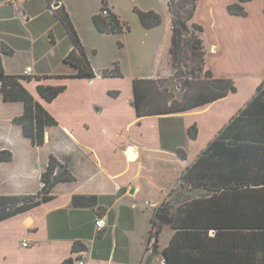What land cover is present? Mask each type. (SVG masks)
Returning <instances> with one entry per match:
<instances>
[{
	"label": "crops",
	"instance_id": "obj_1",
	"mask_svg": "<svg viewBox=\"0 0 264 264\" xmlns=\"http://www.w3.org/2000/svg\"><path fill=\"white\" fill-rule=\"evenodd\" d=\"M106 1L111 11L129 24L119 12L118 0ZM237 1L199 0L195 14V21L204 27L205 68L214 78L232 79L237 90L193 111L139 117L133 105L134 80L158 78L170 70L167 62L166 67L161 66L167 60L165 50L170 47L171 14L166 29L161 26L163 16L162 23L151 28L141 21V25L135 24L139 36L133 38V43L141 50L147 48L146 40L154 43L156 60L150 72L137 73L132 65L130 74L122 66V76H102V71L111 67L96 68L92 55L97 49L90 36L75 26L97 76L60 78L55 76L77 72L65 61L74 45L54 14L55 9L64 6L73 21L68 0H0V55L5 70L8 74L29 75L25 71L31 67L32 80L21 82L57 120V124L46 128L45 143L34 145L23 134L22 126L13 121L24 113V103L5 101L0 82V151L12 152L11 160L0 161V194L40 191L42 174L52 155L74 175V180L53 186L50 200L0 221V264H64L67 260L76 264L78 258L86 264H142L147 260L148 251L152 253V248L147 250L151 213L172 198L182 171L246 108L264 83V0L241 2L246 15L229 12V4ZM149 10L158 11L154 6ZM99 13L82 8L86 22ZM131 29L117 33L123 35L128 46ZM57 32L64 42L59 48ZM6 47L13 53H6ZM19 51L43 57L50 54L49 71L37 68L36 63L15 65L12 56ZM58 60L65 69L56 68ZM44 75L51 77L37 79ZM41 84L66 88L47 101L38 91ZM111 91L118 94L112 95ZM194 124L198 135L191 138L189 128ZM185 133L186 143L194 149L192 154L178 143L177 137ZM51 142L56 146L47 148ZM179 149L185 150L187 159L180 156ZM174 162L181 168L164 188V179ZM132 188L134 193L130 192ZM98 218L105 221L102 230L96 227ZM161 235L160 249L167 246L161 244ZM76 243L84 248L74 251ZM159 259L163 264L161 254L152 263L160 264Z\"/></svg>",
	"mask_w": 264,
	"mask_h": 264
},
{
	"label": "trees",
	"instance_id": "obj_2",
	"mask_svg": "<svg viewBox=\"0 0 264 264\" xmlns=\"http://www.w3.org/2000/svg\"><path fill=\"white\" fill-rule=\"evenodd\" d=\"M239 0L231 3L232 14L246 15L247 10ZM101 11L109 7L101 0ZM172 16L169 55L172 65L180 70L188 57L184 30L188 23L200 34L192 45V60L197 61L204 73L202 86L197 89L196 100L189 104H178L172 96L170 105L160 103L162 91L157 78L134 80L133 105L137 115H166L193 111L218 98L235 92L232 79L214 78L205 68L207 46L203 39L204 27L195 21L199 0H167ZM111 10V9H110ZM109 16L100 12L94 15L96 28L103 33H122L130 30L117 14ZM140 21L146 28L162 23V15L154 10L136 9ZM54 14L63 23L74 47L65 61L77 68L72 75L55 77H77L93 79L97 76L86 54L80 36L64 6L55 9ZM4 51L12 54V49ZM102 76H122L118 64L105 69ZM51 76H39L37 79ZM32 80L29 75L8 74L0 55V82L5 101H22L24 113L13 121L22 126L23 134L34 145L45 143L46 128L57 124V120L39 103L21 82ZM66 88L65 85H39L40 95L47 101L54 100ZM118 94L116 91L110 92ZM195 98V96L193 97ZM191 138L198 135L197 125L189 128ZM187 159L184 149H179ZM12 159L9 150L0 151V161ZM59 171L57 172V168ZM43 186L34 194H0V221L34 208L50 200L53 186L61 181L74 180V175L53 155L47 170L41 178ZM180 193L174 202L162 203L153 212L152 228L147 243H152V253L144 264H153L161 254L163 264H264V83L246 108L236 114L218 135L204 148L179 176ZM200 194L190 195L191 192ZM175 189L172 191V194ZM169 226L173 235L167 246L160 249V235ZM147 245V250L149 249ZM74 244V251L83 249ZM64 264H72L67 260Z\"/></svg>",
	"mask_w": 264,
	"mask_h": 264
},
{
	"label": "rangeland",
	"instance_id": "obj_3",
	"mask_svg": "<svg viewBox=\"0 0 264 264\" xmlns=\"http://www.w3.org/2000/svg\"><path fill=\"white\" fill-rule=\"evenodd\" d=\"M69 7L71 11H73L72 19L74 26H80V29L88 34L90 36L91 43L94 44V48L97 49L96 54L92 55L94 62H96V68H114L115 64H118L119 67L122 69V66L125 67L128 74L131 73V69L129 66H134V70L137 73L140 72H150V70L153 67V63L156 60V53L155 49L153 48V42L146 40L147 48L139 49V47L136 45V43H133V38L138 37V31L136 30L135 24L140 23V19L138 14L136 13L135 9H148L152 8L153 6L158 10L162 16H163V23L162 27L163 29H166L168 24L170 23V12L168 10L167 6V0H118L119 2V9L120 14L123 16V18L126 19V21L129 22L130 26L132 27L131 31L129 32V46L128 42H126L125 38H123V35L118 34H108L104 35L99 32L97 28H95L93 24V20L90 19V21H85L83 15H82V8L88 7L90 9H96L97 12H101V1L100 0H68ZM68 7V8H69ZM69 9V12H71ZM159 26V27H161ZM78 28V27H77ZM90 30L92 33L90 34ZM63 28L61 29V32H63ZM155 33H159V30H155ZM184 39L186 41V54H188V57L185 59L186 62H184L181 66L180 70H177L172 65V60L169 55V49H166L165 52H167V60L162 62V66L166 67V62L170 65V70L161 74L158 79V85L160 86V89L162 91V95L160 100V103L170 105L172 103V96L174 99H176L177 103H183V104H189L196 100L195 93L197 92V89H199L200 86H202V81H204L203 78V71L202 67L199 66V63L197 61L192 60L191 54H192V45L196 42V37L200 36L198 32L193 28V26L190 25V21L188 23V28L184 30ZM56 40L58 41L57 48L62 47L64 44L61 37H59V32L55 34ZM82 38V36H81ZM156 38V37H155ZM68 39V38H67ZM83 39V38H82ZM156 40V39H155ZM165 40V39H163ZM69 41V40H65ZM123 43V44H122ZM196 47H201V44H194ZM90 48V47H88ZM50 54H46L45 57H43L41 54L34 55V52H17L16 55L12 56V62L15 63V65H23L27 62L29 65L34 66L35 63L38 65L37 68L41 70H48V59L50 58ZM161 61V60H160ZM163 61V60H162ZM59 60L57 61V69H65L64 65L59 64ZM68 67V66H67ZM133 68V67H132ZM56 69V70H57ZM67 69V68H66ZM69 69V67H68ZM162 70V69H161ZM156 72H159L156 70ZM163 72V71H160ZM128 93V87L125 89ZM125 96V94H124ZM195 96V98H193ZM110 98H113L112 95H109ZM111 101V100H110ZM109 101V102H110ZM107 102V101H105ZM189 112V111H188ZM186 136L182 134V137H177L178 143H182L184 145V148L190 152V154L193 153L192 146L188 145L186 143ZM56 145L51 142L49 145H47V148H53ZM179 163H183L179 161ZM180 165L177 162L171 163L169 170L170 173L165 177L163 182V187L166 188L168 186V183L171 179L176 176L178 170H180ZM176 186H178L175 189L174 195L172 198H170L171 202H174L176 200V197L182 193L179 191L180 187V181L176 183ZM175 186V187H176ZM200 194L199 192H191L190 195ZM180 196V195H179ZM157 198V197H156ZM150 208V205L147 206L146 215ZM152 212V211H151ZM150 212V213H151ZM145 213H143V216ZM153 215V212L151 213V216ZM146 218V216H144ZM149 222V220H148ZM147 222V223H148ZM173 234V229L169 226H166L161 235V244L165 245L168 244L169 239L171 238ZM154 239L152 238L151 242L147 243L150 250L152 248V243ZM151 251H148L149 255ZM146 255V256H147ZM162 260H157L158 263L161 264ZM146 260L142 264H144Z\"/></svg>",
	"mask_w": 264,
	"mask_h": 264
},
{
	"label": "built area",
	"instance_id": "obj_4",
	"mask_svg": "<svg viewBox=\"0 0 264 264\" xmlns=\"http://www.w3.org/2000/svg\"><path fill=\"white\" fill-rule=\"evenodd\" d=\"M110 11H111V10H110V7H105V8L101 11V13H102V15H104V16H109L110 13H111ZM31 71H32L31 67H28V68L26 69V71H25V74H29V75H30ZM104 226H105V221H104V219H103V218H98V219L96 220V227H97V229H98V230H102V229L104 228ZM24 245H27V243L24 242ZM76 264H86V261H85L83 258H78Z\"/></svg>",
	"mask_w": 264,
	"mask_h": 264
},
{
	"label": "water",
	"instance_id": "obj_5",
	"mask_svg": "<svg viewBox=\"0 0 264 264\" xmlns=\"http://www.w3.org/2000/svg\"><path fill=\"white\" fill-rule=\"evenodd\" d=\"M130 192H131V193H134V188H132Z\"/></svg>",
	"mask_w": 264,
	"mask_h": 264
}]
</instances>
